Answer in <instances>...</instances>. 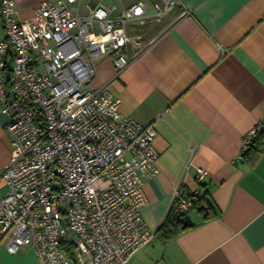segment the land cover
I'll use <instances>...</instances> for the list:
<instances>
[{
	"label": "built area",
	"instance_id": "2783aa9c",
	"mask_svg": "<svg viewBox=\"0 0 264 264\" xmlns=\"http://www.w3.org/2000/svg\"><path fill=\"white\" fill-rule=\"evenodd\" d=\"M80 3L43 0L22 20L16 0H0V108L12 148L0 236L12 253L30 246L40 264H127L155 234L143 185L160 170L157 129L122 113L110 84L93 83L95 65L114 53L119 77L145 46L127 25L161 20L181 0L97 2L85 13ZM263 125L245 135L240 156ZM207 175L198 167L199 182ZM173 198L181 211L193 205L180 188Z\"/></svg>",
	"mask_w": 264,
	"mask_h": 264
},
{
	"label": "crops",
	"instance_id": "0c3cea01",
	"mask_svg": "<svg viewBox=\"0 0 264 264\" xmlns=\"http://www.w3.org/2000/svg\"><path fill=\"white\" fill-rule=\"evenodd\" d=\"M42 1L16 0L19 18L33 17ZM86 1L83 13L103 3ZM127 31L141 35V53L119 77L115 54L101 57L93 79L110 84L123 114L157 129L160 170L143 185L155 234L127 264H264V151L252 161L240 156L245 135L264 119V0H181L161 20ZM8 120L0 108V176L11 156ZM198 167L208 170L203 182ZM176 188L205 191L214 209L207 218L190 209L194 224L166 239L159 227ZM7 240L0 236V264H40L30 246L12 253Z\"/></svg>",
	"mask_w": 264,
	"mask_h": 264
},
{
	"label": "trees",
	"instance_id": "16d2710c",
	"mask_svg": "<svg viewBox=\"0 0 264 264\" xmlns=\"http://www.w3.org/2000/svg\"><path fill=\"white\" fill-rule=\"evenodd\" d=\"M263 151L264 125L263 128L258 132L257 136L252 139L248 147L243 150L241 157L244 161H252ZM183 196L191 197L193 205L188 210L181 211L179 210L178 205L179 202H181V199H178V201L174 202V204L168 211L164 221L159 227V232H161L166 239L177 235L182 230L194 224L189 217L190 209H196L199 212H202L205 218L209 217V215L211 214L210 208L214 209L211 201L207 199L205 191L202 194L194 192L186 193L183 191Z\"/></svg>",
	"mask_w": 264,
	"mask_h": 264
},
{
	"label": "rangeland",
	"instance_id": "374dc122",
	"mask_svg": "<svg viewBox=\"0 0 264 264\" xmlns=\"http://www.w3.org/2000/svg\"><path fill=\"white\" fill-rule=\"evenodd\" d=\"M87 1H89V0H87ZM87 1H86V3H88ZM108 1H112V0H103V3H104V2L108 3ZM113 1H114V0H113ZM117 1H120V0H117ZM122 1H124V2H131V1H134V0H122ZM143 43H144V42H143ZM144 44H146V43H144ZM93 83H94V82H93Z\"/></svg>",
	"mask_w": 264,
	"mask_h": 264
}]
</instances>
